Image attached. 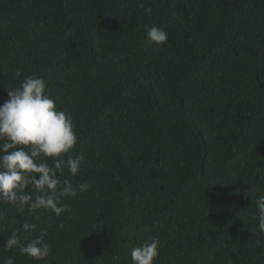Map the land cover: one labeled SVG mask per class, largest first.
<instances>
[{
    "label": "trees",
    "instance_id": "1",
    "mask_svg": "<svg viewBox=\"0 0 264 264\" xmlns=\"http://www.w3.org/2000/svg\"><path fill=\"white\" fill-rule=\"evenodd\" d=\"M263 214L264 0H0V264H264Z\"/></svg>",
    "mask_w": 264,
    "mask_h": 264
},
{
    "label": "water",
    "instance_id": "2",
    "mask_svg": "<svg viewBox=\"0 0 264 264\" xmlns=\"http://www.w3.org/2000/svg\"><path fill=\"white\" fill-rule=\"evenodd\" d=\"M245 189H246V196H245V199H244V207L246 208L247 207V198H248V195H249V191H248L247 188H245Z\"/></svg>",
    "mask_w": 264,
    "mask_h": 264
}]
</instances>
